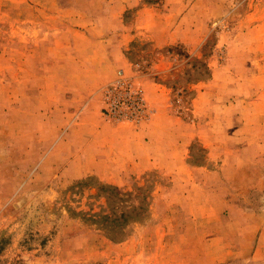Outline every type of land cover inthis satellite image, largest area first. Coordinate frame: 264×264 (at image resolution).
Segmentation results:
<instances>
[{
	"label": "rangeland",
	"instance_id": "obj_1",
	"mask_svg": "<svg viewBox=\"0 0 264 264\" xmlns=\"http://www.w3.org/2000/svg\"><path fill=\"white\" fill-rule=\"evenodd\" d=\"M0 264H264V0H0Z\"/></svg>",
	"mask_w": 264,
	"mask_h": 264
},
{
	"label": "crops",
	"instance_id": "obj_2",
	"mask_svg": "<svg viewBox=\"0 0 264 264\" xmlns=\"http://www.w3.org/2000/svg\"><path fill=\"white\" fill-rule=\"evenodd\" d=\"M114 25L116 29L122 27V24L119 25L117 21L114 22ZM120 42L122 43L121 53L122 55H124L123 49L125 42L122 40H120ZM118 62L120 63L119 68L127 70L128 62L126 57L122 56V59H120ZM140 80L146 105L148 104L151 108H153L156 114L162 109L165 110L168 107V89H166L164 86H161L158 82H155L154 79L150 78V76H142ZM152 123L153 116H151L148 122L142 124L139 127H136V129L119 124L117 128L119 129V131L121 130L122 134L120 139L122 142L124 140L127 141L128 148L116 155L118 158H120L118 161L111 162L114 171L136 173L139 171L148 170L152 166L153 162L150 159V154L146 153V155H144V157L146 156L144 160H140L139 157V139L140 137H142V133H149V130L153 129L151 128ZM140 161H142L143 163H140ZM105 163L107 165V161H105Z\"/></svg>",
	"mask_w": 264,
	"mask_h": 264
},
{
	"label": "trees",
	"instance_id": "obj_3",
	"mask_svg": "<svg viewBox=\"0 0 264 264\" xmlns=\"http://www.w3.org/2000/svg\"><path fill=\"white\" fill-rule=\"evenodd\" d=\"M102 220L104 221L110 220L112 223H115V225H119L120 223L124 225L128 221V216L126 214H121L120 216L111 219L110 216L106 214L102 216Z\"/></svg>",
	"mask_w": 264,
	"mask_h": 264
}]
</instances>
